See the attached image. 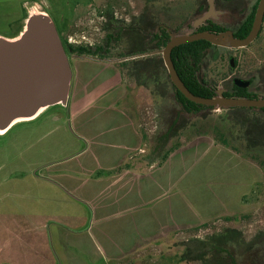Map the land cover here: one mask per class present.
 <instances>
[{"label": "crops", "instance_id": "crops-1", "mask_svg": "<svg viewBox=\"0 0 264 264\" xmlns=\"http://www.w3.org/2000/svg\"><path fill=\"white\" fill-rule=\"evenodd\" d=\"M127 89L112 61L87 57L76 60L67 104L79 130L74 134L85 141V147L65 168L56 161H33L29 165L28 174L20 179L35 182L24 184L32 188L27 194L33 199L9 201L5 211H0L12 220L6 230L0 227V264H134L143 249L176 229H189L239 213L245 207L241 198L258 180L259 170L242 156L214 144L208 136L195 137L173 151L165 162L187 155L202 162L209 155L210 160L203 161L205 170H209L207 165L223 163L230 167L236 154L247 176L242 188L231 189L235 199L215 196L222 176L215 168L207 171L216 185V191L206 196L212 201L202 204L203 208H213L208 214L198 210L188 218L183 207L174 206L167 197L160 198L166 181H158L152 171L139 170L146 149L138 120L121 104L128 96ZM219 156L224 161L212 163ZM125 163L127 167L108 173ZM99 171L101 174L94 176ZM73 173L89 178H67ZM200 176L196 174L197 181L191 183L200 185Z\"/></svg>", "mask_w": 264, "mask_h": 264}, {"label": "rangeland", "instance_id": "rangeland-1", "mask_svg": "<svg viewBox=\"0 0 264 264\" xmlns=\"http://www.w3.org/2000/svg\"><path fill=\"white\" fill-rule=\"evenodd\" d=\"M200 1L203 0H0V36L11 38L18 34L22 30L29 12L43 10L50 15L58 34L67 40V42H71L74 45H101L106 35V31L103 30L102 25L105 20H108L107 17L113 22L112 27L115 24L114 22L120 21L122 22L121 24H124L121 26L127 28L129 24H136L138 22V15L140 13L143 11L144 13L150 12L153 14L152 22L154 24L162 25L170 29L175 28L176 30L183 24L192 23L198 14L197 6ZM253 1L248 0V3L251 4ZM215 19L226 26L234 25V17L230 14L224 15L217 13ZM182 30L179 29L176 33H181ZM126 42L127 40L124 36L107 46L108 53L104 55L107 59L104 60L116 62L114 64L117 69H119L117 64L127 58V53L132 49ZM255 50L258 51V55L253 54ZM235 51L223 47L209 49L205 61H208V56L211 54L218 56L216 62L210 63L211 68L215 67L219 72L216 75L212 73L213 78L217 80L216 87H220V80L230 73L228 59L230 55L236 54L234 53ZM237 51L244 53L247 57V60H244L246 68L251 63H256L260 58V53L264 52V30L260 37L250 46ZM87 58H96V56L87 55ZM71 59V66L73 68L77 57L72 56ZM146 65L147 63H140V68L143 66L146 67ZM148 68L145 70L151 72V75H145L143 77L144 72L142 70L141 77L146 78V82L150 83V79L154 78L158 72L159 83L157 85L151 84L150 87L137 86L133 78L127 74V71L123 70L122 75L128 88V96L124 101H121L124 108L132 116L135 115V118L139 122V127L142 128L143 133L147 136V141L144 146L146 150L150 147L154 137L169 129L172 120L178 119L177 116H181V120L183 121L189 119L193 123V126L180 130L176 136H171L167 142V147L177 142L183 143L189 139L191 141L198 136H208L205 134L211 135L213 132L215 134V127H219L220 131L227 134V139L241 153L246 149L242 144V138L241 140L234 141L230 136L231 133H233L234 138L248 134V136L264 139V113L261 112L263 117L255 118L251 116L252 112H257L256 110L248 112L249 114L245 112L247 116H244V121L247 122V126L241 124L243 108L231 112H228L225 108H212L201 109L198 111V114L185 113L174 99V91L167 78L165 67L164 69L160 67L159 71H156V67L149 64ZM201 77H203L202 73ZM259 93H262L261 96H264V88ZM200 113H207V116L202 118L199 115ZM245 129H247L246 132H244ZM74 132L78 135L79 130L76 128L73 118L71 119V111L68 104H55L46 107L35 118L29 121L15 122L7 131L0 133V211H5L9 201L19 202L22 199H33L27 194V191L30 192L32 188L24 186V184H32L35 182L28 178L25 182V179H20L28 174L27 168H29V165L33 161L40 163L56 161L54 163H62V168L74 162L71 161L72 156L85 147V141L79 139ZM197 134L201 135L196 136ZM211 140L213 141L212 138ZM213 143L215 144L214 141ZM234 153L237 154V152ZM236 154L231 160L232 165L230 167H227L223 163L219 164L221 161H224V158L221 156L212 159V163H217L219 164L218 166L212 167L207 165L209 170L215 168L218 172L222 173L221 188L218 187L215 194L218 198L229 196L231 200H234L236 194L231 189L236 191L237 188H242L245 184L247 172L244 164L239 161L241 157L238 158ZM250 154L257 160H263V165L261 167L257 162L250 161L259 170V178L255 180L251 189L245 194V200L241 201V204L245 205V207L239 213L229 215L233 216L232 220L221 219L224 217L222 216L221 218L205 222L207 223L206 226L195 231L192 228L200 226L201 224L190 227L189 229H176V236L173 241L169 240L163 244H154L148 250L143 249L140 255L142 257L144 256V259L141 260L142 262L139 261L134 264L149 262L161 263L163 262L161 258L163 255L167 257L180 253L182 247L178 243L179 241L194 236L204 237L206 234L221 233L225 228L229 227L239 229L244 235L246 242H253L252 240L255 242L251 247L241 245L238 248L240 252H244L245 257L248 256L247 263L245 261L244 263L264 264V235L261 237L258 236L260 232V234H264V149H257V151L251 152ZM247 156H250L248 152ZM209 160V155L202 162L196 158L191 159V156L188 155L186 157L178 156L172 162H164L160 166L157 164L150 166L151 164L149 162H143L139 170L141 171L140 173L152 171L158 181H166L165 192L159 197H167V199L173 201L174 206L183 207V211L190 218V215L193 212H198V210L202 214L205 212L208 214V211L213 209L211 206L203 208L202 205L212 201V198H206V196L211 193L213 194L216 189V185H214L212 178L207 173L209 170H205L206 164L203 163V161L207 162ZM200 162L201 165L198 167L200 173H198L196 167ZM196 174H201L200 185L191 183V180L193 182L197 181ZM71 177L89 178V176H80L75 173L67 176V178ZM241 178L242 181L240 182L239 179ZM232 179L236 180L233 181ZM205 187H207V190H204ZM229 187L230 190L228 191L227 188ZM68 194L71 195V192L69 191ZM36 197L34 196V199L38 200V197ZM197 197L201 200H197ZM11 221L10 218H6L0 212V227L6 230V228L12 225ZM17 223L23 224L22 221H18ZM185 230L189 231L186 232ZM237 261L241 262V258L237 257ZM176 264L201 263L195 261Z\"/></svg>", "mask_w": 264, "mask_h": 264}, {"label": "water", "instance_id": "water-1", "mask_svg": "<svg viewBox=\"0 0 264 264\" xmlns=\"http://www.w3.org/2000/svg\"><path fill=\"white\" fill-rule=\"evenodd\" d=\"M208 3V10L193 22V26L214 14L213 0H208ZM263 13L264 0H259L252 27L244 38L235 37L231 30L172 35L161 53L175 88L188 100L214 108L264 107V98L225 97L221 93L215 97L193 94L180 79L171 59L174 47L197 40L222 47H245L257 36ZM71 79L69 59L52 18L43 10L29 12L16 36H0V133L7 131L15 122L35 118L48 106L67 105Z\"/></svg>", "mask_w": 264, "mask_h": 264}, {"label": "trees", "instance_id": "trees-1", "mask_svg": "<svg viewBox=\"0 0 264 264\" xmlns=\"http://www.w3.org/2000/svg\"><path fill=\"white\" fill-rule=\"evenodd\" d=\"M252 15L248 20H246L240 27L235 31L236 37H245L248 32L250 31L251 24H252ZM108 21L103 25V29L107 31L106 37L104 40V43L101 45H95L93 47L89 46H83V45H74L71 43H68L67 40L63 39L61 35L59 34V37L61 39V42L63 44V47L65 49L66 53H76V54H87V55H93L98 56L101 59H107L104 57L107 51V46L113 43V41H116L120 38H123L121 36V30H114L107 28V24L110 23V18L107 17ZM119 21H116L118 23ZM199 30H207L210 32H218L222 30L223 28L218 24L214 23L212 21H206L204 24H202L199 28ZM169 36L165 33L164 38L162 39V42L158 45V47H161L166 43ZM212 46L208 41L205 40H197L185 44H181L179 46H176L172 49L171 52V59L173 61L174 67L182 80V82L185 84V86L195 95L203 96V97H211L213 96V92L209 90V88L200 82L199 78L196 75L198 64L201 60V56L203 55L204 51ZM149 47L144 45L142 43L141 47L136 50H131L127 53V57L131 55H136L139 53H145ZM104 57V58H103ZM116 63V62H114ZM140 63H147L146 67L140 68ZM151 64L156 67V71L162 67L164 69V66L162 64V60L160 58V54H157L156 56H146V57H137L134 59H128L120 61L117 65L119 66L121 74H123V70L127 71V74L133 78L135 85L142 86V87H150L151 84L157 85L159 83V73L157 72L154 78L150 79V83L146 82V78L141 77V71L143 70L145 75H151V72L145 70L149 69L148 65ZM146 72V73H145ZM147 77V76H146ZM168 78V74H167ZM169 79V78H168ZM170 82V80H169ZM171 86L174 91V99L177 104L180 105L181 110L185 113H193L198 114V111L201 109H212L211 106L207 105H201L196 104L187 98L183 96L171 83ZM243 91V90H242ZM238 92L239 94H242L243 92ZM228 95V94H227ZM246 96V94H243ZM230 96V95H229ZM225 109L228 112H231L233 110L239 109V107H225ZM261 110H264L262 108ZM200 117L205 118L207 116V113H200ZM177 120H172V124L164 131L162 134L157 135L154 137L153 141H151L150 147H148L147 150H145V154L142 155V162L146 163L149 162V164H152L153 162L157 165H162L169 155L175 151L179 146H181L185 142H177L170 147H167V142L170 140L171 136H176L180 132V130L185 128H191L193 126V123L187 119V121L181 120V116H177ZM183 121V122H182ZM241 124L244 126H247V122L244 121L243 118H241ZM214 129V128H213ZM215 135L214 132L208 135L213 139L215 144H221L230 150L237 152V154H240L242 157L248 159L252 162H257L258 165L262 167L263 160H257L255 157L251 156V152L257 151V149H264V139L262 138H256L254 136H248V134H243L242 137L238 136V138H234L233 133L230 134V136L234 139V141L241 140L242 138V144L246 147L243 153L238 151L230 142L229 139H227V134H224L222 131H220L219 127H215ZM219 130V131H218ZM247 129H245L244 132H246ZM201 135L197 134L196 136ZM215 136V137H214ZM236 137V136H235ZM147 136L143 133V143L146 144ZM251 156H247V152ZM128 166V163L122 164L121 166L117 167L116 169L108 172V173H114L117 171H120L121 169ZM101 173L96 172L94 176H99ZM246 195H243L241 198V201L245 200ZM221 219L225 220H232L233 216H224ZM207 223H203L200 226L192 228L193 231L198 230L201 227L206 226ZM184 231V230H183ZM186 232L189 230H185ZM261 233V232H260ZM258 234L259 237H261L264 234ZM176 232H173L172 234H169L167 238L160 239L155 244H163L167 241H173L175 239ZM253 242H246L244 235L242 232L234 227L225 228L223 232L221 233H213V234H206L204 237H190L186 238L182 241H179L178 243L182 247L179 254L175 256H167L163 255L161 263L154 262V263H143V264H176L180 262H200L201 264H245L244 261H248V256H244V252H240L238 248H240L241 245H245L246 247H251L253 244H255L254 240ZM162 242V243H160ZM243 248V247H242ZM149 247H147L145 250H148ZM237 251V253H236ZM135 263H138L139 261L144 259V256H135ZM138 257V258H137ZM237 257L241 258V262L237 261ZM129 259V258H128ZM247 263V262H246Z\"/></svg>", "mask_w": 264, "mask_h": 264}, {"label": "flooded vegetation", "instance_id": "flooded-vegetation-1", "mask_svg": "<svg viewBox=\"0 0 264 264\" xmlns=\"http://www.w3.org/2000/svg\"><path fill=\"white\" fill-rule=\"evenodd\" d=\"M258 3H259V0H254L251 4L248 3V0H213L214 14L211 17L205 19L201 24H199L197 26H193V22L198 17L202 16L209 8L208 0H203V1H200L198 6H197V13L198 14L195 17V19L192 21V23L183 24L179 28H177L176 30H175V28L170 29V28L164 27L162 25L154 24L152 22L153 14H151L150 12L144 13V11L138 15V22H136V24L135 23L129 24L127 26V28H123L121 25H124V24H121L122 22H120V21H119L120 24H119V22L118 23L114 22L115 24H113V27H112L113 22H110L107 24V28L109 30L112 29L111 31L121 30V33H120L121 36H123L125 33L124 36H125V39L127 40L126 43L129 46H131L133 50L140 48L142 43L145 46L147 45L149 47V49L144 54L143 53H139L136 55L133 54V55L129 56V57H133V58H128V59H134V58L142 57V56L143 57H146V56L152 57V56H156L157 54H160L162 64L164 65L161 50L164 48V46L169 41L171 36L177 34L176 32L179 29H183L182 32H188V33H192L195 31H207V30H199L198 28L202 24H204L206 21H212L214 23H218L223 28L222 30H220L218 32H213V33H222L226 30H231L233 32V35H234L235 31L237 29H239V27L246 20H248L251 15L253 17L252 18V23H253ZM217 13L218 14L221 13L224 15L230 14L232 17H234V25L226 26L225 24H223L219 21H216L215 16L217 15ZM105 16L107 17L106 14H105ZM107 21L108 20H105L103 25L105 23H107ZM103 25H102V27H103ZM251 27H252V24H251ZM103 30H105V29H103ZM263 30H264V13H263V17H262L260 30L252 42H250L245 47H237V48L223 47V48L230 49V50H236L234 52L236 54L230 55V57L228 59V68L230 70V73L226 77H224L223 79L220 80V82H221L220 87H216V81L217 80H215V78H213V76H212L213 75L212 73H214V75H216V74H219V72L216 70L215 67L211 68V64H210V63L216 62L218 59V56L216 54L215 55L211 54L208 56V61H205V57L208 55L210 48L222 47V46L213 45L210 43L212 46L207 48L204 51L203 55L201 56V60L198 64L196 75L199 78L200 82L205 84L209 88V90L214 93L213 96H211V97L219 96L221 93V95H223L225 97H244V98H249V99L264 98V96H261L262 93H259V92H261V89L264 88V52L260 53V58L257 60L256 63H254V64L251 63V65L246 68V66L244 65V60H247V57L244 55V53L237 51L239 49L246 48V47L250 46L258 37H260L261 33H263ZM106 33H107V31H106ZM165 33L168 34L169 38L164 45H162L161 47H158L160 42H162V39L164 38ZM105 37H106V35H105ZM237 38H240V37H237ZM242 38H244V37H242ZM104 40H105V38H104ZM103 43H104V41H103ZM83 46H86V45H83ZM89 47H93V46L89 45ZM66 54L68 56L70 66H71L72 56H76L77 59L81 58V57H85V56L87 57V55H84V54H76V53H66ZM253 54L258 55V51L255 50L253 52ZM95 59L104 60L98 56H96ZM128 59H125V60H128ZM71 69H73L72 66H71ZM202 71L205 73H203ZM201 73H202L203 77H201ZM168 78H169V75H168ZM169 80H170V78H169ZM171 83L172 82L170 81V84ZM240 91H242L243 93L239 94L238 92H240ZM244 93L246 94V96L243 95ZM211 107L214 108L213 106H211ZM229 107L243 108L242 109L243 115L241 116V118H243V119L245 118L244 116H247L248 112H251L253 110H256L257 112H252V116L250 115L251 117L261 118V117H263L262 113H264V110H261L264 107H246V106H229ZM219 108H224V107H219ZM245 112H247V113H245Z\"/></svg>", "mask_w": 264, "mask_h": 264}, {"label": "built area", "instance_id": "built-area-1", "mask_svg": "<svg viewBox=\"0 0 264 264\" xmlns=\"http://www.w3.org/2000/svg\"><path fill=\"white\" fill-rule=\"evenodd\" d=\"M68 43H71V42H68Z\"/></svg>", "mask_w": 264, "mask_h": 264}]
</instances>
